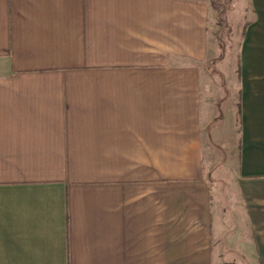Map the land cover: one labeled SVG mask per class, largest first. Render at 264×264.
Returning <instances> with one entry per match:
<instances>
[{"label": "crops", "instance_id": "0c3cea01", "mask_svg": "<svg viewBox=\"0 0 264 264\" xmlns=\"http://www.w3.org/2000/svg\"><path fill=\"white\" fill-rule=\"evenodd\" d=\"M242 1L231 81L214 0H0V264H264V0Z\"/></svg>", "mask_w": 264, "mask_h": 264}, {"label": "rangeland", "instance_id": "374dc122", "mask_svg": "<svg viewBox=\"0 0 264 264\" xmlns=\"http://www.w3.org/2000/svg\"><path fill=\"white\" fill-rule=\"evenodd\" d=\"M243 1L242 0H214L213 6L217 13L218 21V56L217 58L207 59V70L216 72L220 75L225 73L228 80H236L237 72L235 67L237 66L236 60L238 58V50L241 42V27L243 21L239 17V13L243 12ZM225 59L228 63L227 66H222L221 62ZM233 149H228L227 152L230 153ZM223 169V168H222ZM230 178V171H225L221 174V186L228 183ZM215 195L217 197L218 204H220L221 191L218 185L215 187ZM229 198V196H227ZM217 204V205H218ZM218 224L217 231H220L221 227Z\"/></svg>", "mask_w": 264, "mask_h": 264}, {"label": "trees", "instance_id": "16d2710c", "mask_svg": "<svg viewBox=\"0 0 264 264\" xmlns=\"http://www.w3.org/2000/svg\"><path fill=\"white\" fill-rule=\"evenodd\" d=\"M245 29H246V24L244 26V30H243V35H244V32H245ZM237 73H238V76L240 77L241 76V67H240V62H238V66H237ZM239 114H241V105L239 104Z\"/></svg>", "mask_w": 264, "mask_h": 264}]
</instances>
